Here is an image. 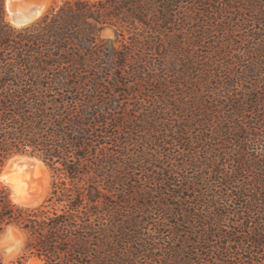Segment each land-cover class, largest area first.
Segmentation results:
<instances>
[{"label":"trees","instance_id":"obj_1","mask_svg":"<svg viewBox=\"0 0 264 264\" xmlns=\"http://www.w3.org/2000/svg\"><path fill=\"white\" fill-rule=\"evenodd\" d=\"M184 24L195 28L188 41ZM118 25H141L145 34L100 37ZM213 41L211 56H190L196 44ZM160 50L192 57L186 85H197L201 100H185L186 122L197 132L194 143L205 147L210 115L212 139L224 136V151L176 164L167 154L126 155L121 132L136 122L123 118V78L153 80L145 54ZM143 111L153 128L155 110ZM178 129L176 136L191 140L187 125ZM14 154L40 158L53 180L36 205L19 204L0 187V231L11 226L24 240V254L11 264L24 256L43 264H142L144 257L145 264H264V0H63L23 26L6 20L0 0V162ZM189 165L211 177L213 187L200 194H219L199 197L204 212L182 202L206 178L188 176ZM254 170L256 187L244 177ZM252 190L242 213L240 199ZM172 215L174 244L160 247Z\"/></svg>","mask_w":264,"mask_h":264},{"label":"rangeland","instance_id":"obj_2","mask_svg":"<svg viewBox=\"0 0 264 264\" xmlns=\"http://www.w3.org/2000/svg\"><path fill=\"white\" fill-rule=\"evenodd\" d=\"M30 1H33V0H16V7L23 8V5L28 4ZM62 2L63 0H49L48 6L46 10L44 11V13L40 15L37 19L31 21L30 23L38 20L46 12H48L52 7H57ZM3 5H4V12H5L6 20L9 21L11 24H13L12 21H10V19L8 18V12L6 9V0H3ZM188 28L189 27L185 24L181 28L182 29L181 31L184 33L183 37H186V41H188L186 32H188V34L189 33L191 34V31H194L195 29L194 26L191 27L189 30ZM115 29H117L119 33H123V36L121 35L117 36L115 33ZM135 31L142 33L144 29L142 28L141 25H138L137 29L133 28L131 25L130 26L129 25L119 26L118 25V26H112V27L106 26L100 32V37L104 39H108V38L122 39L123 38L124 40H129L128 37L131 34H134ZM142 34L144 35L145 33H142ZM139 37L141 38L142 36H139ZM213 38L217 39V34ZM216 43H217L216 41H213V42H205V43L201 42L200 44H196L193 47L194 53L193 55H190V56H195V55L211 56V54L214 51V46L216 45ZM116 44L118 45L119 42H117ZM165 53L166 52H164L163 50H160L159 53L158 52H153V53L148 52L145 54V58L147 59V63H145V66H148V70H151L152 68L151 75L153 76V80H151L150 82L136 80V77L127 78L124 76L123 78V82L126 81V83H128L124 86H121L123 95L120 97H123V98L119 102H120V105L123 106L127 112V114L123 116V118L126 121H130V119H133V121L136 122L134 124L131 123L130 125L128 122L126 124V128H123V131L121 132L122 137L124 136L127 137L125 140L121 139V142H122L121 145L127 144V148H129V149H123L126 155L128 157H132V156L134 157L136 156L135 153H137L138 151H145L146 153L153 154V155L167 154L170 158L177 160V162L173 160V162L176 164V163H181L182 160L187 159L188 157L194 158V157L201 156L202 158L205 159L206 157L210 156L208 152H211L214 149L224 151L225 146H226L224 139H223L224 136H222L223 138L220 136L221 138L218 137V139L216 140L212 139L214 137V131L217 130V125L215 123H212V120H210L211 119L210 115L208 116V120L206 124L207 125L206 127L209 128V130L208 131L206 130V132L204 131V134H203V137L205 138V140H207L205 143L206 146L203 147L199 143L198 144L194 143V137L196 136L195 134H197V132L192 127H189L188 123L186 122L185 117L190 112L186 111L184 113L185 106L183 104L185 100H187L188 105H192L193 102H198L199 100H201L199 98L200 93L198 94L196 93L197 85L193 86L192 88L190 87V85L189 87H187L186 85V82L189 80V77H187V73L184 70L185 68H188L190 66L187 59L189 61H192L193 59L190 56H188V58L186 59L184 53L176 54V56L167 55ZM190 70H191V67H190ZM224 72L226 73V71ZM135 81H137L138 83H136ZM125 91L128 94H126ZM198 91H204V88L202 87ZM146 106H148L149 109L155 110L154 115H153L155 119V124L153 128L151 127L147 128L146 126L147 124L143 122V119H144L143 108ZM198 107H202V105L199 103L197 108ZM216 108H219V107H216ZM118 111H120L121 113L123 112V110L121 109H118ZM196 111L197 109L196 110L193 109V115L201 113V112H196ZM206 117H207V114L204 116L202 115V118L200 119L199 122H202L203 124H205ZM148 121H150V119ZM182 123L187 125L190 131L188 135L192 137L191 140L190 138L186 137V135L182 136L184 137L183 139L182 137H178V135L176 136L174 134V131H176ZM182 129H184V127ZM179 130L180 129H178V131ZM136 139L139 140L138 147L133 146V143H135ZM162 141H167V143H165L161 147H158L155 144V143H162ZM191 141L193 142L191 143ZM137 148L139 149L137 150ZM22 158L28 159L31 165L28 166L29 168L28 167L25 168L20 173H22V176L25 174H28V177L34 176L36 177L38 181H40L39 182V186H40L39 194L41 193L43 194L42 199L40 201L41 203L43 200H45L49 196L51 192L53 177H52L51 170L44 162H43L44 167L41 166V169H40L41 172L37 171L36 173H34L35 172L34 171L35 170V167H34L35 160L31 158H38V157L30 156L27 154H14L8 159L0 162V175L4 172L6 167L9 166L10 168H12L11 163L13 160L21 161ZM138 159H140L139 156H138ZM22 167L24 166L22 165ZM135 167L138 168L139 164H137ZM225 167L227 170H229L231 165L226 163ZM195 169L196 168H194V166L189 165L188 170L186 171L188 172L187 173L188 176H192V175L199 176L200 175L206 178L205 180L199 182L197 186L192 188L193 190L192 189L189 191L186 190V194L184 193V197L186 198L185 200H182V202L184 201L187 202L186 204L187 208L189 207L192 208V206H194L199 213L201 211L204 212L206 209H208L203 199L199 197H206V198L212 197V196L219 197V194L214 195V192H210V190L206 191L204 195L199 193L201 189L203 191L209 188L208 185L212 187L213 185H211L210 183L211 177H209L208 174H205V171L200 173V171H195ZM136 170L139 171L138 174L141 173V175H143V171H141L140 169H136ZM205 170L207 173L209 169H205ZM255 172L256 170H254L251 173L250 171L249 172L246 171L244 172V177L246 178V180L250 179L251 181H253V184L256 187L257 184L255 182V176H254ZM41 175L43 177H41ZM137 177H139V175H137ZM246 180H245V183H248V180L247 181ZM141 182L143 183V180ZM177 182H180V181H176V183ZM239 186H240V183L237 185V187L239 188ZM0 187L7 188L9 191V196L13 200L12 198L13 188L10 186V184L0 178ZM250 187L252 188L251 185ZM238 188H234V190H237ZM214 189L217 190L216 187H214ZM171 197L172 198H170L171 199L170 202L177 201L178 199L180 200V197H176V196H171ZM221 197H226V196H221ZM230 197H235V196L232 195ZM243 197H246V198L240 199V203L243 202L242 213L246 211L244 209V205H246V202L248 201L247 197H254L253 190H252V194L245 195ZM260 197H262V195ZM227 203L231 204L232 208H235V209H237L239 206L236 204L233 205L230 202V200H227ZM155 215H159L158 218H155V220L158 221L162 213L161 211H159ZM173 220H174V216L172 215L170 216L167 222L168 223L167 227L169 229L167 232L164 233V235H162V237L160 236L161 239H158L157 241L158 246L169 248L172 244H174V241L171 238L172 234L170 235V232L172 231ZM227 222L229 221H226V223ZM231 225H233L232 222H231ZM235 228L238 231L241 229V226L235 227ZM150 231L151 233H154L153 230H150ZM237 235L238 237H241L242 234L238 233ZM213 251L214 250L210 251L209 255L214 256V254H212ZM198 253L199 255L197 257L199 256L201 257L200 249L198 250ZM23 254H24L23 235L18 230H16L15 228L11 226H8L4 228L3 230H1L0 231V261L3 264H11L12 262H15L18 259H20ZM208 258L209 257H207V259ZM148 260H149L148 257H144L141 260L142 264H145L146 261ZM205 260L203 258H200L198 260L200 263H198V261H196L195 259V262H193L192 264H201V262L205 264H210L208 263V261H205ZM21 261H22V264H43V262L40 259L34 256H24L21 259Z\"/></svg>","mask_w":264,"mask_h":264},{"label":"bare ground","instance_id":"obj_3","mask_svg":"<svg viewBox=\"0 0 264 264\" xmlns=\"http://www.w3.org/2000/svg\"><path fill=\"white\" fill-rule=\"evenodd\" d=\"M8 1H12L11 2L12 4L9 5ZM48 3L49 0H33L26 5L24 4L23 8H17L16 0H7L6 9L8 12V18L10 19V21H12L14 25L17 26H22L25 25L26 23L28 24L31 21L37 19L40 15L44 13V11L48 6ZM34 7L36 8L35 10H33ZM31 159L35 160L34 173L40 171L41 166L44 167V163L40 159L38 158H31ZM22 165L24 167H22ZM29 165H31V163L28 161V159L25 158H22L21 161L13 160L11 163L12 168H10L9 166L6 167L4 172L0 175V178L5 182L9 183L10 186L13 188L12 198L15 202L25 205H36L40 203L43 195L42 193L39 194L40 181H38L34 176L28 177V174L22 176V173H20ZM41 177L43 176L41 175Z\"/></svg>","mask_w":264,"mask_h":264},{"label":"water","instance_id":"obj_4","mask_svg":"<svg viewBox=\"0 0 264 264\" xmlns=\"http://www.w3.org/2000/svg\"><path fill=\"white\" fill-rule=\"evenodd\" d=\"M11 2H12V1H8L9 5L12 4ZM6 3H7V0H6ZM35 9H36V8L34 7L33 10H35ZM25 22H26V21H25ZM26 24H27V23H26Z\"/></svg>","mask_w":264,"mask_h":264}]
</instances>
